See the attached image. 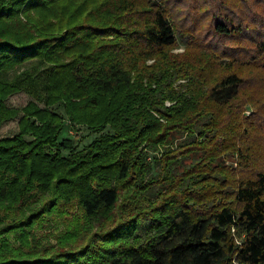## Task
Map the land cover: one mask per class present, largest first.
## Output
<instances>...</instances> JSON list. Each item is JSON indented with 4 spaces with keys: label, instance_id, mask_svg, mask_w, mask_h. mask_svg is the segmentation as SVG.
Here are the masks:
<instances>
[{
    "label": "trees",
    "instance_id": "trees-1",
    "mask_svg": "<svg viewBox=\"0 0 264 264\" xmlns=\"http://www.w3.org/2000/svg\"><path fill=\"white\" fill-rule=\"evenodd\" d=\"M239 1L201 37L163 1L0 0V73L49 62L0 79V264H264V0Z\"/></svg>",
    "mask_w": 264,
    "mask_h": 264
},
{
    "label": "rangeland",
    "instance_id": "rangeland-1",
    "mask_svg": "<svg viewBox=\"0 0 264 264\" xmlns=\"http://www.w3.org/2000/svg\"><path fill=\"white\" fill-rule=\"evenodd\" d=\"M153 1H163L165 3L166 8L169 11L173 21L175 24L180 26L182 31L189 29V27L193 24L195 19L198 22V35L203 37L207 29L212 25L214 17L220 14V4L225 2L226 5L232 7L231 5H237L238 9L241 11L242 7L239 8L242 4H240L239 0H153ZM257 10L258 12L263 11L262 5L258 7L255 5H251L250 7L247 6L248 11L250 9ZM244 9V8H243ZM53 9L46 11L44 13L39 14H32L34 18L42 20L45 19L49 23H56V18L54 17V13L52 12ZM224 13V12H223ZM246 14L247 12H240L236 15V22L240 20V15ZM249 17H252L253 14H248ZM22 23L31 24V22L24 14L20 16ZM44 21V20H43ZM7 24V23H6ZM2 26V24L0 25ZM5 26V24H4ZM3 26V27H4ZM35 28V24L33 26ZM3 29V28H2ZM37 30V29H36ZM178 47L175 49L177 52H182L185 49V44L182 40L179 41ZM49 65V62L41 61L38 58H33L23 62L22 64L17 65L16 67H10L5 69L3 72L0 73V79L11 80L20 72L27 70V69H34V67L43 68L44 66ZM35 98L31 96L29 93L25 91L15 92L7 97L5 100V104L7 107L10 108H17L22 109L25 107L29 102L34 101ZM43 106V104H41ZM251 114V111H247V115ZM23 116V112H20L17 117L14 119L5 121L0 126V138L14 136L19 133V120ZM69 136L75 137L77 134V139L80 143V148L85 145H88L91 140L93 139L95 134L89 135V130L85 126H79L77 129H70ZM67 134V132H66ZM64 133V135H66ZM27 140H32L31 136H26ZM73 216L66 215L61 216L59 211H55L52 216L46 217L40 223L35 225L36 235H48L49 238H45V241H49L53 244H57V234L64 230L67 224L69 223L68 220H72ZM153 220L151 218L143 219L137 227V230L134 232V236L144 237L150 229ZM16 234L11 233L9 241H13L16 238ZM133 236V237H134ZM18 245V244H17Z\"/></svg>",
    "mask_w": 264,
    "mask_h": 264
}]
</instances>
